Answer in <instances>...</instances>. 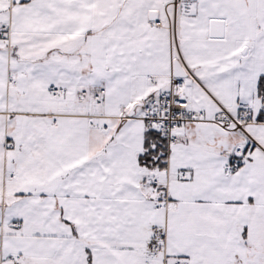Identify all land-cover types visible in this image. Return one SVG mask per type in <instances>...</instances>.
<instances>
[{"label": "snow or ice", "instance_id": "1", "mask_svg": "<svg viewBox=\"0 0 264 264\" xmlns=\"http://www.w3.org/2000/svg\"><path fill=\"white\" fill-rule=\"evenodd\" d=\"M0 264H264V0H0Z\"/></svg>", "mask_w": 264, "mask_h": 264}]
</instances>
